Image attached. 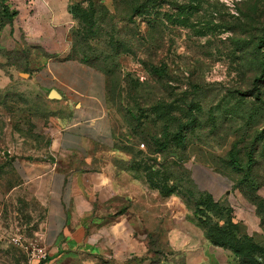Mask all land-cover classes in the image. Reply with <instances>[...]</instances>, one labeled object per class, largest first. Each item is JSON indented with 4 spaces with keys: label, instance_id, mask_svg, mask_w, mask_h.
<instances>
[{
    "label": "rangeland",
    "instance_id": "374dc122",
    "mask_svg": "<svg viewBox=\"0 0 264 264\" xmlns=\"http://www.w3.org/2000/svg\"><path fill=\"white\" fill-rule=\"evenodd\" d=\"M61 5L67 13L54 16ZM261 36L264 0H0V227L8 230L0 253L9 264H27L14 240L25 222L42 218L18 189L12 161L52 158L74 114L48 98L50 89L63 92L40 73L48 61L102 78L114 147L145 182L153 175V199L166 198L155 188L164 186L181 203L169 222H192L203 234L197 222H229L264 264V71L254 49ZM225 250L215 264H238ZM162 259L184 264L170 249L147 264Z\"/></svg>",
    "mask_w": 264,
    "mask_h": 264
},
{
    "label": "crops",
    "instance_id": "0c3cea01",
    "mask_svg": "<svg viewBox=\"0 0 264 264\" xmlns=\"http://www.w3.org/2000/svg\"><path fill=\"white\" fill-rule=\"evenodd\" d=\"M51 13L67 11L61 5ZM41 67L45 80L62 88L59 100L73 106L74 114L59 132L52 158L12 161L24 200L42 211L40 222H25L23 247L45 252L39 264H147L163 249L180 253L184 264H215L227 250L211 245L192 222H169V215L177 220L182 214L179 200H154L132 158L114 147L102 78L74 62ZM7 232L0 227V248L8 243ZM0 256V264H9L7 252Z\"/></svg>",
    "mask_w": 264,
    "mask_h": 264
},
{
    "label": "trees",
    "instance_id": "16d2710c",
    "mask_svg": "<svg viewBox=\"0 0 264 264\" xmlns=\"http://www.w3.org/2000/svg\"><path fill=\"white\" fill-rule=\"evenodd\" d=\"M187 10V9H186ZM3 17H6L8 23L12 19V14L9 12L8 8H3ZM264 46V37H259L256 44H254V49L259 53L257 55V66L261 72L264 71V50H261V47ZM261 50V51H260ZM157 75H161L163 72L159 69L154 70ZM258 81V80H256ZM176 139L182 141L183 137L181 133L176 134ZM155 142V141H154ZM155 144H157L155 142ZM165 147L164 144L160 145V148ZM230 157L232 165L237 167V160L234 157L233 153L230 152ZM247 171L252 168V157H248ZM244 175L246 174L245 170L241 171ZM245 172V173H244ZM156 173H154L155 175ZM146 182L153 189L154 181L153 175L149 172L146 173ZM245 178L244 180H246ZM159 190L160 195L165 196L166 198L173 193V190L168 192L165 190L164 186L155 187ZM198 212V205L196 204L195 213ZM198 226L204 231L206 239L210 242L211 245L215 247H220L232 251V254L238 259V264H260L256 257V252L253 246L248 244V241L238 238L233 231L229 228V222H224L223 225L210 224V222H197ZM232 226V225H231ZM234 228V226H232Z\"/></svg>",
    "mask_w": 264,
    "mask_h": 264
},
{
    "label": "built area",
    "instance_id": "2783aa9c",
    "mask_svg": "<svg viewBox=\"0 0 264 264\" xmlns=\"http://www.w3.org/2000/svg\"><path fill=\"white\" fill-rule=\"evenodd\" d=\"M141 147H143V145H141ZM14 242L17 244H22V247L24 246V240L21 236L15 239ZM23 248L26 249L29 264L32 263L39 264L46 259V254L42 249H38L34 247L31 248L23 247Z\"/></svg>",
    "mask_w": 264,
    "mask_h": 264
},
{
    "label": "water",
    "instance_id": "95a60500",
    "mask_svg": "<svg viewBox=\"0 0 264 264\" xmlns=\"http://www.w3.org/2000/svg\"><path fill=\"white\" fill-rule=\"evenodd\" d=\"M49 99L59 100L61 97L56 90H51L48 94ZM7 154V152H5Z\"/></svg>",
    "mask_w": 264,
    "mask_h": 264
}]
</instances>
